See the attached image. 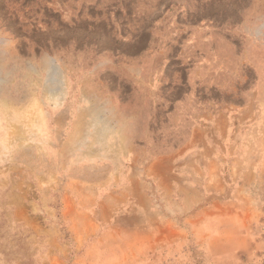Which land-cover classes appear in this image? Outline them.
Here are the masks:
<instances>
[{
    "label": "rangeland",
    "instance_id": "obj_1",
    "mask_svg": "<svg viewBox=\"0 0 264 264\" xmlns=\"http://www.w3.org/2000/svg\"><path fill=\"white\" fill-rule=\"evenodd\" d=\"M0 264H264V0H0Z\"/></svg>",
    "mask_w": 264,
    "mask_h": 264
},
{
    "label": "bare ground",
    "instance_id": "obj_2",
    "mask_svg": "<svg viewBox=\"0 0 264 264\" xmlns=\"http://www.w3.org/2000/svg\"><path fill=\"white\" fill-rule=\"evenodd\" d=\"M54 92H52V94H53ZM63 97V93L62 92H59V93H56V94H54L53 95V99L55 100V101H58L59 99H61Z\"/></svg>",
    "mask_w": 264,
    "mask_h": 264
}]
</instances>
